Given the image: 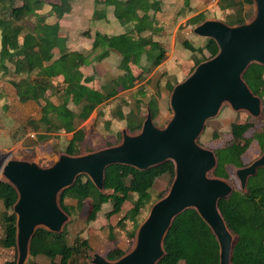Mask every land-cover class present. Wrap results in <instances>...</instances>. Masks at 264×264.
Here are the masks:
<instances>
[{
  "label": "trees",
  "instance_id": "1",
  "mask_svg": "<svg viewBox=\"0 0 264 264\" xmlns=\"http://www.w3.org/2000/svg\"><path fill=\"white\" fill-rule=\"evenodd\" d=\"M16 1L0 0V70L4 73L13 66L15 78L12 85L18 101L22 104L33 102L39 108L38 120L29 123L33 131L37 132L39 141L53 134H71L64 152L69 155L82 154L81 145L89 133L83 128H76V122H85L94 111L123 91H132L136 104L135 109L127 115L118 111L119 120L124 121L130 132H136L141 127L143 118L138 111L146 96H149L147 104L152 119H155L159 112L158 104L155 97L148 94L145 83L149 80L145 78L166 58L167 51L162 39L169 34L170 29L169 21L163 15L166 11V15L172 18V11H176L179 5L177 2L171 7L165 5L163 0H92L93 13L88 22L96 28L112 17L116 21V31L102 33L96 30L93 35H90V30L84 32L92 41L85 52H80L68 49V38L60 24L77 0H55L51 3L18 0L20 5ZM188 2L184 0L176 14H181L188 7ZM251 3V0H217L216 7L226 14L224 21L228 25H237L245 21V5ZM110 11L112 16L108 15ZM193 13L189 10L185 16ZM26 19L35 20L32 27L23 23ZM204 20L205 17L192 24L196 26ZM181 44L192 54L195 67L218 51L211 39H205L202 46H195L186 40ZM204 52H207V57ZM111 53L118 57V73L97 89L92 86L94 75H84L78 65L82 60L85 66L92 65L108 58ZM132 60H137L142 68L138 76L131 70ZM93 69L96 74L95 66ZM174 77V81L168 85L169 92L183 75L179 73ZM243 79L255 95L264 97V66L250 65ZM143 80L146 82L138 85ZM74 105L78 106L76 110ZM253 127L248 122L231 126V139L224 147L214 150L218 161L213 172L216 177L232 182L229 169L245 165L243 156L252 143L257 144L260 153L264 152V127L254 129L253 134L247 136ZM164 175L172 181L174 166L171 162L146 171L120 165L105 170L103 190H113L112 209L106 213V217L119 214L125 202L132 204L118 222L123 229L128 227L126 234L129 241L151 203L155 182ZM164 194L161 193L158 199ZM16 199L15 190L0 181V203L4 209L0 216L3 235L0 245L7 250L16 248L15 216L12 212ZM71 200L75 201V205L68 203ZM104 201L103 192L98 191L86 176L78 177L60 196L62 209L71 217L77 216L84 206L87 207V224L93 222ZM218 208L234 237L231 264H264V169H259L254 177L249 178L246 192L235 187L229 197L219 201ZM67 236L66 230L61 234H53L38 229L30 242L27 264H35L34 260L41 256L51 262L58 258V264H81L80 260L90 249L89 243L86 239L76 237L69 244ZM110 237L113 238L112 231ZM163 246L165 255L157 264H219L217 241L193 210H186L175 218ZM15 262L8 260L4 264Z\"/></svg>",
  "mask_w": 264,
  "mask_h": 264
},
{
  "label": "water",
  "instance_id": "2",
  "mask_svg": "<svg viewBox=\"0 0 264 264\" xmlns=\"http://www.w3.org/2000/svg\"><path fill=\"white\" fill-rule=\"evenodd\" d=\"M254 16L249 21L228 25L204 20L193 32L215 42L217 53L199 63L183 81L172 87L169 96L171 118L158 128L147 106L145 118L136 132L121 130L117 144L80 155L61 153L48 166L5 156L0 168L3 181L16 192L12 206L15 216L17 260L27 264L30 242L38 229L61 234L68 214L60 196L78 177L86 176L94 187L104 189L105 170L120 165L146 171L166 162L174 166L168 192L150 208L137 227L132 249L115 261L94 254L90 264H157L165 255L164 239L177 216L195 211L209 227L219 248V264H231L234 237L219 211L220 200L233 188L213 175L217 157L197 140L206 122L222 105L245 111L252 117L261 113V99L243 79L252 64L264 66V0H251ZM264 169V153L250 165L235 171L240 189L246 192L249 178Z\"/></svg>",
  "mask_w": 264,
  "mask_h": 264
},
{
  "label": "rangeland",
  "instance_id": "3",
  "mask_svg": "<svg viewBox=\"0 0 264 264\" xmlns=\"http://www.w3.org/2000/svg\"><path fill=\"white\" fill-rule=\"evenodd\" d=\"M43 1L45 3H51L55 0ZM163 1L165 5H171V7L176 2L179 4L176 8L177 10L172 11L173 19L171 17L169 18V14L166 15V11H164L163 15L165 18L167 17L170 29L169 34L162 39L167 51L166 58L160 66L146 76L145 80H149L148 82L143 80L138 83V85H143L146 82L145 85L148 94L154 96L157 101L159 112L155 119H153V123L158 128L164 127L172 115L169 107L171 91L169 92L168 85H171V82L174 81L175 75L179 73L183 75V78L177 82L179 83L189 76L195 68L193 66L192 54L185 50L181 43L186 40L195 46H202L204 44L205 39L194 34L193 29L197 25L194 26L192 23L205 17L206 20H219L227 24L224 21L226 14L219 11L216 7L217 0H189L188 7L183 9L181 14L176 13L181 8L184 0ZM16 4L20 5L21 2L17 0ZM189 10L190 12L194 11V13L190 16H185ZM92 11V0H77L72 5L71 11L60 21L64 25L62 26V31L68 38L66 45L69 50L80 52L87 50L88 44L92 39L84 35L86 31L90 30L92 35L96 30L116 31V26H110L109 23L106 24V27L98 24L96 28H93L90 22H88ZM108 15L112 16L111 11ZM245 16L246 22L254 16L253 3L245 5ZM190 18L191 20L189 22ZM34 21V19H26L23 23L26 26L32 27ZM204 53L207 57V52ZM117 64L118 57L115 53H111L108 58L89 66H85L84 60H82L78 68L84 75H94L92 86L98 89L101 85L106 84L117 75ZM94 66H96V74H94ZM130 66L135 76L141 73L142 68L137 60H132ZM14 78L13 66H10L4 73L0 70V168L5 160V156L9 153H11L12 159L28 162L35 161L41 166H48L57 159L59 154L64 153L68 142L67 137L70 138L71 135L57 136L53 134L50 138L39 141L37 132H34L29 124L32 120H38L40 116L39 108L33 102L22 104L18 101L12 85ZM131 94L132 91L120 92L115 99L108 101L96 112H93L85 122L77 123L87 134L89 133L81 145L82 154L87 153V150L96 151L107 147L106 144L112 143L111 145H113L120 141L121 130L125 129L126 126L124 121L119 120L118 111H121L123 115H127L131 110L135 109L136 104ZM77 99L75 97V101ZM148 99L149 96H146L142 104L139 105L138 112L143 120L146 115ZM260 99L261 113L258 117H252L245 111H233L227 104L222 105L218 114L206 122L197 140L198 144L214 152V150L224 147L225 143L231 139L230 129L233 124L251 123L254 127L247 132V136H251L254 129L264 127V97H260ZM77 107L74 105L75 110ZM263 153H260L255 142L252 143L249 150L243 156L244 166L250 165ZM236 169H229V174L232 175L233 181L225 180L229 182L233 189L237 187L238 190L242 191L235 177ZM3 180L4 178L0 175V181ZM171 182L166 175L157 179L151 192V203L147 206L142 221L147 217L151 206L157 201L159 195L168 192ZM102 192L105 195V201L102 203L100 212L95 215L93 222L89 224L85 223L87 207L84 206L77 216L71 217L68 215L69 219L63 228V231L66 230L68 233L67 239L69 244H72L76 237L88 241L90 249L86 256L80 260L81 264H90L94 254L101 255L109 261H115L128 253L133 247L134 236L129 241L128 235L126 234L128 227L123 229L118 225V222L124 214L131 209L132 204L129 201L125 202L121 206V212L119 214L107 218L106 213L112 209L113 190L107 189ZM68 203L75 205V201L72 200ZM3 210V206L0 203V216ZM136 229L134 230V234ZM110 231H112L113 238L110 237ZM2 237L0 225V240ZM8 260H17V249L7 250L3 249L0 245V264H4ZM58 261L57 258L51 262L42 256L34 260L35 264H58ZM179 264H184V262H179Z\"/></svg>",
  "mask_w": 264,
  "mask_h": 264
},
{
  "label": "crops",
  "instance_id": "4",
  "mask_svg": "<svg viewBox=\"0 0 264 264\" xmlns=\"http://www.w3.org/2000/svg\"><path fill=\"white\" fill-rule=\"evenodd\" d=\"M92 13H93V11H92ZM92 13H91V15H92ZM90 15V16H91ZM116 21L114 20L113 21V19H112V17H110L109 18V21H107V22H103L102 24H101V26L103 27V26H105L106 27V24H110V26H116V23H115ZM61 24V26H64V25H62L63 23L61 22L60 23ZM99 32H102V33H104V32H107V31H105V30H98ZM109 31H111V30H109ZM90 35H91V33H90ZM96 67V66H95ZM94 112H96V111H94ZM78 122H76V128H80V125H78L77 124ZM68 135V134H67ZM71 135V134H70ZM72 136V135H71ZM71 136H70V138H68L67 137V140H70L71 139Z\"/></svg>",
  "mask_w": 264,
  "mask_h": 264
}]
</instances>
